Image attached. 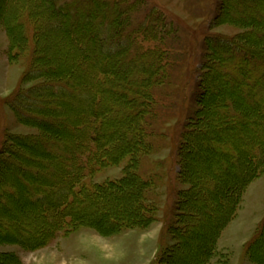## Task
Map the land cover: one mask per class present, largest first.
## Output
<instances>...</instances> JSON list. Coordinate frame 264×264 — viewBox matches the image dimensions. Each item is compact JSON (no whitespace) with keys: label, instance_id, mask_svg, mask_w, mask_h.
Here are the masks:
<instances>
[{"label":"trees","instance_id":"1","mask_svg":"<svg viewBox=\"0 0 264 264\" xmlns=\"http://www.w3.org/2000/svg\"><path fill=\"white\" fill-rule=\"evenodd\" d=\"M73 1L63 4L58 0H8L4 9L3 22L10 41L11 61H16L21 54L29 51V31L25 27L27 23L34 25L35 46L30 51L27 75L40 81L23 91L19 98L9 101V104L22 124L37 128L40 134L8 137L9 145L0 157V184L8 182L13 185L7 192L15 200L23 197V211L34 212L41 221L50 222L47 229L36 234L38 229L29 223L28 217L12 213L11 218L4 219L6 212L0 207V245H19L25 250L35 251L45 247L60 229L70 234L88 228L102 236H112L124 229L146 228L157 221L154 219L155 208L147 205L146 199L151 183L138 175L139 162L136 159L150 153L147 141L151 135L149 128L156 118L153 114V88L163 84L166 76L164 68L169 66L166 57L169 47L165 46L164 32L158 31L162 23H158L152 11L146 19L148 23L145 21L126 33L124 23L140 11L139 0L132 3H129L130 0H82L79 7L72 9L70 5ZM226 1L224 11L229 17L221 22L238 24L239 27L242 25L248 30L234 38L207 36L209 61L203 67L204 81L200 87L204 95L200 100L202 109L198 113V121H188V132L185 133L188 136L184 140L187 145L182 146L186 153L181 156L185 160L191 159L187 151L188 141L200 136L201 128L213 130L208 107L212 102L211 94L214 87L229 82L234 92L225 93L213 109L222 110V121L227 128L239 127L244 135L250 136L253 128L249 129L239 120L249 116L255 118V129L259 128L257 138L246 142L242 156L237 155L236 151L229 155L230 166L245 170L238 183L231 188V191H237L238 188L245 189L264 170V39L257 37L264 33V0H254L257 3L252 5L254 15L251 8L245 5L239 8L240 14L234 15L233 9L243 0ZM45 9L49 11L47 21H59L54 29L65 34L72 48L92 44L91 49L81 54L83 62L87 63L90 54L97 56L90 91L92 110L89 115L73 119L71 128L59 126L60 112L71 111L75 108L74 102L83 101V96L77 95L72 88L83 78L78 77L70 67L63 72H54L55 68L47 65L42 44L44 24L41 26L37 23L43 19L41 14ZM123 13L125 17L121 19ZM77 24L82 25L80 31L71 29ZM148 41L156 45L147 48L144 42ZM114 89L121 91L115 94L112 93ZM118 99L119 104L116 103ZM54 104H62V110H58ZM119 113L127 117L116 119L118 125L115 128L110 118L112 114ZM130 126V130L124 128ZM112 128L114 131L111 135H105ZM75 130L81 135L76 134ZM68 136L72 138L67 139ZM128 156L130 161L121 180L94 189L85 186L87 167L95 169L117 164ZM188 182L183 206L189 204V211L186 208L182 210V217L172 229L175 244L169 252L162 249L153 264H174L179 255L185 254L183 249L190 247L185 238L190 234V221L193 220L189 221L187 216L193 210L190 203L194 200L190 193L196 190L197 181L193 179ZM129 194H135L138 212H132L131 206H128L124 214L111 215L104 220L102 217L97 220L94 216H88L97 209L93 205L95 201H103L107 195L112 197L108 202L119 201ZM231 196L229 203L233 201ZM6 202L0 201L4 206ZM220 219L209 236L205 252L195 264H208L212 255H217V240L226 226ZM254 238L256 241L254 239L250 243L249 249L261 245L262 242L257 239L264 238V221ZM0 259L3 264H21L14 252L0 251Z\"/></svg>","mask_w":264,"mask_h":264},{"label":"rangeland","instance_id":"2","mask_svg":"<svg viewBox=\"0 0 264 264\" xmlns=\"http://www.w3.org/2000/svg\"><path fill=\"white\" fill-rule=\"evenodd\" d=\"M7 1L0 0V157L4 155L3 151L9 143V136L40 134L37 128L22 124L9 104V101L19 98L23 91H27L40 80H33L32 76L27 75L30 51L35 46L34 25L27 23L25 27L29 31V51L21 54L14 62L9 59L10 41L3 22ZM58 1L66 4L65 1L71 0ZM79 1L82 0H74L71 3L72 9L80 6ZM134 1L130 0L129 3ZM139 1L141 2L140 11L124 23L125 32L130 33L133 28L145 21L148 23L149 20H146L148 14L154 11L159 20L158 23H162L158 31L164 32V43L167 48L169 47L166 56L169 66L164 68L166 76L162 81L163 84L153 88V114L156 118L152 120L153 123L149 128L151 135L147 140L151 150L148 155H141L136 159L139 162L138 175L151 183L150 189L146 192L147 205L150 204L152 209L155 208L154 219L162 222L155 221L151 224L153 226L149 225L146 228L127 229L134 230L135 236L128 233L113 238H109L112 236H103L105 237L103 238L102 235L94 234V230L88 228H81L76 233H70L69 236L60 229L45 247L38 250L16 249L15 246L4 247V249L21 254L26 259V264H146L150 254L158 248L157 237L164 251L169 252L173 248L175 242L171 233L182 217V210L184 208L188 210L189 204L183 206V198L189 188L188 180L194 179L197 181V188L190 193L193 197L192 201L194 200L190 203L193 210L187 216L189 221H193H190L192 223L190 234L185 238L190 247L183 249L185 254L179 255L174 260V264H195V261L205 252L209 236L220 218L226 224V229L222 230L221 241L227 240L230 249L228 253L215 249L217 255H212L208 264L213 263L215 258L218 264H259L258 262L264 264V238L257 239L262 243L255 249L248 247L256 238H254L256 231L264 221V170L245 189L238 188L237 191H231L245 170L230 166L228 162L229 155L235 151L239 156L244 154L246 142L257 138L259 128L255 129V118L250 116L239 118L240 122L245 123L249 129L253 128L250 136L244 135L245 133L239 127L227 128L228 126L222 121V110L213 109L214 104L218 103L225 93L234 92L229 82L221 87H214V93L211 94L212 102L208 107L211 111L213 130L201 128L200 136H195L188 141L187 151L191 159L185 160L181 156H185L184 153H186L185 147L182 146L187 145L184 140L188 136L185 134L188 132L186 130L188 121L189 119L198 121V113L202 109L200 100L204 95L200 87L204 81L202 80L205 72L203 67L209 61L207 36L222 35L234 38L243 35L248 28L221 22L225 17L227 19L229 17L224 11L226 0ZM255 3L254 0H243L235 6L233 14H240L239 8L245 5L251 8V14L254 15L255 9H252V5ZM32 6L34 9V5ZM44 11L41 14L43 19L38 20L37 23L41 26L42 23L44 24L42 44L47 65L49 68H55L54 72L57 70L63 72L70 67L78 77L83 78L78 79V85L72 87L77 95L83 96V101L77 104L74 102L75 108L71 111L60 112L59 126L71 128L73 119L81 115H89L92 110L93 101L90 91L93 83V69L98 62L97 56L90 54L87 63L83 62L81 54L91 49L92 44L87 43L83 47L72 48L65 34L56 32L54 29L55 25H59V21H47L49 11L46 9ZM124 17L125 13L121 15V19ZM72 28L80 31L82 25H73ZM257 37L264 39V33ZM144 45L149 48L156 43L148 41L144 42ZM119 91L121 89H114L112 93L118 94ZM116 103L119 104L120 100L118 99ZM54 106L58 110H62L63 107L62 104H54ZM78 108L81 109L77 110ZM125 117L127 115L119 113L112 114L110 119L117 128L116 119ZM124 128L130 130L132 127ZM113 129L107 130L105 135L110 136ZM76 134L81 135L78 131ZM71 138V136L67 137V139ZM237 144H240L238 148ZM129 161L128 156L117 164L95 169L87 167L84 177L85 186L94 189L96 186L121 180L125 176ZM12 186L8 182L0 184V201H7L5 206L0 203V207L6 212L7 217L5 216L4 219L11 218L12 213L28 217L26 219L30 221L29 223L38 229L36 234H41L48 228L50 221L43 222L36 213L23 211V197L15 200L7 192L9 188H13ZM230 196L233 200L231 203H229ZM110 200L112 197L107 195L105 200L95 201L93 205L97 209L88 216H94L97 220L102 217L101 219L104 220L111 215L124 214L128 206H131L132 212L139 211L138 205L135 204V194L126 195L119 201L108 202ZM239 200L241 202L237 206ZM150 217L148 219L151 220L152 217ZM158 227L161 228L158 230ZM250 236H252L251 239ZM243 241H245V249L242 248ZM4 249L0 247L1 252ZM1 261L2 259L0 264H3Z\"/></svg>","mask_w":264,"mask_h":264},{"label":"crops","instance_id":"3","mask_svg":"<svg viewBox=\"0 0 264 264\" xmlns=\"http://www.w3.org/2000/svg\"><path fill=\"white\" fill-rule=\"evenodd\" d=\"M236 219V218H235ZM158 222H162V221H156V223H158ZM164 224V222L162 223V225ZM151 226H153V225H151ZM159 228H161V227H158V230H159ZM226 229V228H225ZM256 229V228H255ZM79 231V230H78ZM224 231V230H223ZM223 231L221 232V234H220V236H219V238H218V240H217V244H216V246H217V249H219L220 251L219 252H223V253H228V249H230V248H228V246H229V244H228V242H227V240H226V242H222L221 240V235H222V233H223ZM77 231H75V232H72L71 234H73V233H76ZM93 232H95L94 234H97V235H99V236H101L99 233H97L96 231H93ZM128 233H132L133 234V236H135V231L133 230H123V231H121L120 233H118V234H115V235H112V237H109V238H113V237H116V236H119V235H122V234H128ZM155 235H156V233H155ZM253 235H254V233H253ZM69 236V235H68ZM67 236V237H68ZM101 237H103V236H101ZM103 238H105V237H103ZM250 239L252 238V236H250L249 237ZM157 241H158V248L152 253V254H150V257H149V259H148V261H147V263L146 264H153V262L156 260V258H157V256H158V254H159V252L162 250V245H161V242L159 241V239H158V237H157ZM245 241H243V245H242V248L243 249H245ZM12 246H15L16 247V249L17 248H21L19 245H0V247H2L3 249H4V247H12ZM6 249V248H5ZM4 249V251H9V250H5ZM23 249V248H22ZM25 250V249H24ZM9 252H14L16 255H18V257H19V259H20V261H21V264H26V259L25 258H23V256L21 255V254H19V253H16L15 251H9ZM216 259V258H215ZM215 259H213V263H211V264H218V260H215ZM40 261H42L41 259H40ZM29 262V261H28ZM31 264V263H30ZM33 264V263H32ZM38 264V263H37ZM44 264H46V263H44Z\"/></svg>","mask_w":264,"mask_h":264}]
</instances>
